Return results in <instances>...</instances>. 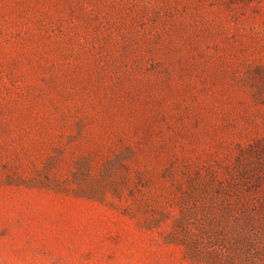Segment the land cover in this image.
Wrapping results in <instances>:
<instances>
[{"label":"rangeland","instance_id":"rangeland-1","mask_svg":"<svg viewBox=\"0 0 264 264\" xmlns=\"http://www.w3.org/2000/svg\"><path fill=\"white\" fill-rule=\"evenodd\" d=\"M0 264H264V0H0Z\"/></svg>","mask_w":264,"mask_h":264},{"label":"trees","instance_id":"trees-1","mask_svg":"<svg viewBox=\"0 0 264 264\" xmlns=\"http://www.w3.org/2000/svg\"><path fill=\"white\" fill-rule=\"evenodd\" d=\"M225 214L235 220L236 225L244 229L247 224L254 223L256 220L255 212L248 210V205L244 202L230 201L225 204ZM247 240V239H244Z\"/></svg>","mask_w":264,"mask_h":264}]
</instances>
